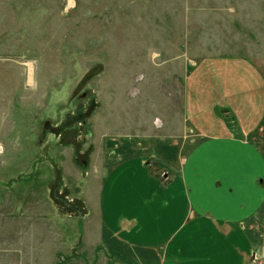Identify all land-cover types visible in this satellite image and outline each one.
Instances as JSON below:
<instances>
[{"label": "rangeland", "instance_id": "rangeland-1", "mask_svg": "<svg viewBox=\"0 0 264 264\" xmlns=\"http://www.w3.org/2000/svg\"><path fill=\"white\" fill-rule=\"evenodd\" d=\"M217 56L264 76V0H0V264H31L36 239L82 240L71 218L110 147L174 142L186 159L202 139L185 86Z\"/></svg>", "mask_w": 264, "mask_h": 264}, {"label": "crops", "instance_id": "crops-1", "mask_svg": "<svg viewBox=\"0 0 264 264\" xmlns=\"http://www.w3.org/2000/svg\"><path fill=\"white\" fill-rule=\"evenodd\" d=\"M209 59L188 79L182 108L202 141L186 159L174 142L110 147L94 180L87 168V213L71 218L82 240L36 239L31 264H264V76L245 58ZM173 170L192 189L169 190ZM50 247L48 263L35 256Z\"/></svg>", "mask_w": 264, "mask_h": 264}, {"label": "flooded vegetation", "instance_id": "flooded-vegetation-1", "mask_svg": "<svg viewBox=\"0 0 264 264\" xmlns=\"http://www.w3.org/2000/svg\"><path fill=\"white\" fill-rule=\"evenodd\" d=\"M86 113H87V111H85V112L83 111V113H82V114H86ZM85 121H86V120H85Z\"/></svg>", "mask_w": 264, "mask_h": 264}, {"label": "water", "instance_id": "water-1", "mask_svg": "<svg viewBox=\"0 0 264 264\" xmlns=\"http://www.w3.org/2000/svg\"><path fill=\"white\" fill-rule=\"evenodd\" d=\"M83 164H84V166H86V165H87V163H86V162H84Z\"/></svg>", "mask_w": 264, "mask_h": 264}]
</instances>
